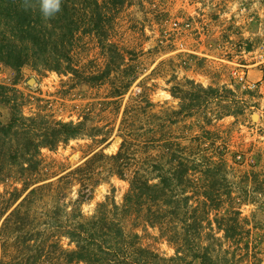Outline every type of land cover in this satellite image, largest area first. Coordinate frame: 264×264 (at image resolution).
<instances>
[{
  "label": "rangeland",
  "instance_id": "1",
  "mask_svg": "<svg viewBox=\"0 0 264 264\" xmlns=\"http://www.w3.org/2000/svg\"><path fill=\"white\" fill-rule=\"evenodd\" d=\"M112 13L107 36L115 45L114 59L121 71H111L102 83L79 85L71 73L29 65L16 71L0 63V84L24 115L78 121L87 114L88 128L93 126L88 134L53 149L42 147L41 163L31 176L5 165L0 179V259L3 213L26 194V186L50 182L27 203L28 211L36 226H53L47 232L71 248L73 244L56 227L66 219L65 213L77 205L90 216L105 200L121 206L130 172L120 178L102 165L97 183L83 201H77L79 184L58 181V176L96 150L115 152L122 136L132 142L133 156L143 136L153 135L186 143L200 165L208 163V156L222 154L226 164L214 170L217 187L231 192L223 199L239 211L241 227L233 237H225L211 210L210 220L202 223L201 240L212 244V253L222 264H264V187L258 191L249 176L251 171L264 172V0H124ZM100 50L94 35L79 32L70 49L72 62L80 66L93 60L96 66L90 64V70L102 68L108 51ZM241 64L251 70V78L259 79L256 88L245 90L231 78L230 70ZM122 68H127L129 77ZM132 76L126 92L111 98L115 86ZM139 92L152 106L124 117V106ZM8 118V107L0 103V120ZM201 150L204 153L198 155ZM190 190L199 192L195 187ZM190 202L195 204L196 199ZM116 216L127 234L138 235L140 245L161 256L174 254L173 245L139 212L118 210Z\"/></svg>",
  "mask_w": 264,
  "mask_h": 264
},
{
  "label": "trees",
  "instance_id": "2",
  "mask_svg": "<svg viewBox=\"0 0 264 264\" xmlns=\"http://www.w3.org/2000/svg\"><path fill=\"white\" fill-rule=\"evenodd\" d=\"M123 3L124 0H61L60 10L45 18L38 0H0V63L16 71L29 65L34 69L42 67L71 73L79 85L102 83L111 71L120 70L114 59L117 50L109 42L107 32L113 19L111 12ZM79 32L94 35L100 51H108L104 67L90 70L96 66L93 60L80 66L72 62L70 49ZM122 69L129 77L127 68ZM132 78L134 76L115 86L111 98L124 94ZM6 89L0 84V103L9 110L8 120H0V179L5 175L6 164L31 176L41 163L42 147L53 149L61 142L92 130L93 126L88 128L87 125V114L78 121L26 116L14 104V99L7 96ZM150 106L149 98L139 92L124 106L123 116L138 108L145 111ZM217 116L222 117V114ZM114 147L115 143L109 146L110 149ZM131 147L132 142L122 136L115 152L106 154L102 149L96 150L58 176V181L77 182V201H83L89 198L97 183L102 165H108L120 178L130 172L121 206L105 200L97 203L90 216H85L77 205L65 213L66 219L56 227L61 236L73 244L71 248L63 247L58 238L47 232L53 226H36L28 211L27 203L37 192L51 185L50 182L34 181L26 186V194L3 213L6 215L1 225L0 264H222L218 255L212 253V244L201 240L202 223L210 220L211 210L216 228L222 230L225 237H233L237 226L241 227L239 211L223 199L230 197L231 192L220 191L217 187L219 178L214 170L225 166L222 154L210 155L208 163L200 165L197 158H192L186 143L168 137L159 140L153 135L143 136L133 156H130L134 152ZM139 151L142 152L140 156ZM200 153L204 152L201 150L197 154ZM131 157L134 162L130 161ZM249 176L257 183V190L263 191L264 172L251 171ZM192 187L199 192H191ZM192 198L196 199L195 204L190 202ZM57 207L54 210H59ZM118 210L139 212L147 224L156 226L173 245L174 254L161 256L140 245L136 233L129 235L124 231L116 216ZM8 234H12L11 238Z\"/></svg>",
  "mask_w": 264,
  "mask_h": 264
},
{
  "label": "built area",
  "instance_id": "3",
  "mask_svg": "<svg viewBox=\"0 0 264 264\" xmlns=\"http://www.w3.org/2000/svg\"><path fill=\"white\" fill-rule=\"evenodd\" d=\"M264 62V58L262 59ZM230 76L233 81L245 90H252L257 87L259 79H253L249 76L247 65L241 64L230 70Z\"/></svg>",
  "mask_w": 264,
  "mask_h": 264
},
{
  "label": "clouds",
  "instance_id": "4",
  "mask_svg": "<svg viewBox=\"0 0 264 264\" xmlns=\"http://www.w3.org/2000/svg\"><path fill=\"white\" fill-rule=\"evenodd\" d=\"M38 3L45 18L54 16L61 8V0H38Z\"/></svg>",
  "mask_w": 264,
  "mask_h": 264
},
{
  "label": "crops",
  "instance_id": "5",
  "mask_svg": "<svg viewBox=\"0 0 264 264\" xmlns=\"http://www.w3.org/2000/svg\"><path fill=\"white\" fill-rule=\"evenodd\" d=\"M248 72H249V74H250V73H251V70L249 69Z\"/></svg>",
  "mask_w": 264,
  "mask_h": 264
}]
</instances>
